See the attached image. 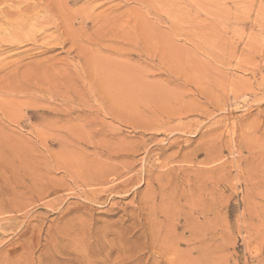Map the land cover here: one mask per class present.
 <instances>
[{
  "label": "rangeland",
  "instance_id": "obj_1",
  "mask_svg": "<svg viewBox=\"0 0 264 264\" xmlns=\"http://www.w3.org/2000/svg\"><path fill=\"white\" fill-rule=\"evenodd\" d=\"M18 1L0 4L1 32ZM67 3L68 24L48 18L33 41L0 42V264H264V169L250 187L202 192L204 215L160 201L212 182L198 170L226 162L228 179L232 162L264 164V0ZM109 55L136 83L102 100L86 72ZM203 149L215 162L200 164ZM96 168L105 183L88 186L80 176ZM176 206L198 240L178 246L190 236L179 227L165 248Z\"/></svg>",
  "mask_w": 264,
  "mask_h": 264
},
{
  "label": "bare ground",
  "instance_id": "obj_2",
  "mask_svg": "<svg viewBox=\"0 0 264 264\" xmlns=\"http://www.w3.org/2000/svg\"><path fill=\"white\" fill-rule=\"evenodd\" d=\"M7 1V0H6ZM30 0H19L17 3H16V6L14 7L17 12L15 13H9L10 15V19L8 17V19H6L7 22H5L7 28L5 31H0V42L4 41V42H11V43H15V42H23L24 40H32L34 38H36V35L38 33H44L45 32V29H46V24L45 21L49 19L48 22H50L51 20L53 21H57V19H61L65 24L67 23L68 24V18L69 15H65L67 14V8H68V3L67 1L65 0H33L32 3H29ZM46 1V2H45ZM2 2V3H1ZM42 2V4H41ZM5 3V0H0V4H4ZM7 3V2H6ZM11 3V2H10ZM51 3V4H50ZM3 6V5H2ZM7 6V5H6ZM10 6V5H9ZM12 6V5H11ZM10 6V7H11ZM70 6V5H69ZM12 8V7H11ZM13 8V9H14ZM12 9V10H13ZM1 11H3L1 8H0ZM6 10V9H5ZM10 10V9H9ZM15 10V11H16ZM0 11V12H1ZM2 14V13H1ZM7 15V14H6ZM3 16V15H2ZM45 20V21H44ZM5 21V20H4ZM1 22V21H0ZM2 24V23H1ZM51 25V24H50ZM3 29V28H2ZM1 30V29H0ZM64 31V30H63ZM72 31V29H71ZM58 32V31H57ZM59 33V32H58ZM68 33V32H67ZM64 34V33H63ZM70 34V33H69ZM40 35V34H39ZM43 35V34H42ZM58 35V34H57ZM61 36H64V35H61ZM65 37V36H64ZM59 38V37H58ZM45 39V38H44ZM49 40V38H48ZM55 40V39H54ZM33 41V40H32ZM46 42V40H45ZM49 42H52V41H49ZM54 42V41H53ZM10 43V44H11ZM26 43V42H25ZM3 45V44H1ZM15 45V44H14ZM131 52V50H130ZM80 56H85L86 59H84L85 61V65L88 66L90 64V60L89 59V56L88 55H85L84 52L83 53H79ZM112 55H109V58L110 59H107V61H109L110 65L113 64L112 66H110L109 68H106V69H99L98 67H89L90 69V72L87 70L86 72V75L88 76V80L92 83V85H95L99 91L101 92V98L102 100L106 97H108V92H115L117 89V91H120L123 90L124 88L127 89V88H132L135 83H136V75H135V72L130 69V68H125L122 67L121 65H114L115 61L113 58ZM117 57H121V56H117ZM84 58V57H83ZM91 58V57H90ZM114 60V62H112V60ZM119 59V58H117ZM94 60H92L93 62ZM96 63H97V60H96ZM94 64V63H93ZM118 64V63H117ZM99 65V64H97ZM91 66V65H90ZM1 68V67H0ZM94 68V70H93ZM5 70V69H4ZM137 88V86H136ZM133 90V89H132ZM100 92L98 94H100ZM119 92V93H120ZM78 93V92H76ZM75 93V94H76ZM117 94V92H116ZM137 95V94H136ZM104 96V97H103ZM143 97V96H142ZM107 99V98H106ZM88 137V136H86ZM96 142V141H95ZM237 146V147H236ZM236 146H234L235 148H237L236 150V153L238 154V158H241L242 157V154L243 152L246 150L248 151V148L246 146V144L244 142H238L236 143ZM121 148V147H120ZM235 150V149H234ZM203 151L205 152V159L203 162H200V164H203L204 166H207L209 164H212L213 162H215L212 158H210V154L212 153V150H209V149H203ZM198 153H199V149L198 150H195L194 152H192V156L190 154L192 159H190V157L188 159H182V163H187L189 165H193L194 163V160H196V158L198 157ZM231 153V151H230ZM187 156V155H186ZM237 158V159H238ZM119 159V158H118ZM239 160V159H238ZM246 162H251V156H247L246 157ZM217 161V159H216ZM240 162V161H239ZM239 162H232L234 163L233 166H230L234 169V172H235V177H231V178H223L222 175H230V171H226V167H227V164L228 163H222L220 165L219 168H216V167H211V168H205V169H201V170H198V174L197 176L198 177H202V178H210L212 177V182L210 181L209 183H206L204 184L203 186H201L200 184L197 186L195 184V186L193 185L192 187H190L189 189V192L186 193L188 194H185L184 191H181L180 193L176 194V191L173 192V196H166L168 198L166 199H163L161 197V200L162 201V207H161V212H166L169 210V206H170V203L169 201L173 200L174 198H177V201L180 202L181 200L184 202H186L190 208V210L192 209L193 211L201 214V215H204V213L206 211L209 210V206H204V203H201L203 202L204 200H200V196H202V192L204 194V196H213L214 195V190L217 188V186L220 184H229L231 181H235V186H238L239 188L241 187H250L252 184L255 183L256 180H259L262 176L261 174V171L262 169H264V164H255L252 166V163H251V166L250 165L247 167H250V170L249 171H246V166L245 167H241L240 163ZM260 162V161H259ZM84 163V162H83ZM84 167V166H83ZM190 167V166H189ZM120 168V167H119ZM184 168V167H183ZM187 168V167H186ZM260 168V169H259ZM107 169V168H106ZM118 169V168H116ZM191 169V168H190ZM219 169V170H218ZM101 170V171H100ZM97 169L96 170H86L85 173H83L80 177L83 178V182L85 184H87L88 186H91L90 184L92 183H95L94 185H104L102 183H105L103 181H105V178H104V171L102 172V169ZM105 170V169H104ZM108 170V169H107ZM106 170V171H107ZM183 170V169H182ZM110 171V170H109ZM173 171V170H172ZM185 171V170H183ZM187 171V169H186ZM219 172V174L216 176V177H213L212 175H214L215 172ZM226 171V172H225ZM112 172V171H111ZM115 172V170L113 171ZM106 173V172H105ZM110 173V172H109ZM117 174V171L115 172ZM185 173V172H183ZM188 173V172H186ZM192 173V172H191ZM166 174V173H165ZM211 175V176H209ZM107 176V175H106ZM113 176V175H112ZM115 176V175H114ZM192 176V175H191ZM196 176V177H197ZM104 178V179H103ZM195 178V177H194ZM190 179V178H188ZM197 180V179H196ZM190 183V182H189ZM193 184V183H192ZM223 184V185H224ZM191 185V183H190ZM234 186V185H233ZM175 187V186H174ZM174 187H172L171 189H173ZM177 189V187H176ZM188 189V188H187ZM186 189V190H187ZM154 190V189H153ZM175 190V189H174ZM179 190V189H177ZM177 196V197H176ZM154 197V196H153ZM153 197H150L151 199ZM159 197V196H158ZM206 197V198H207ZM149 198V200H150ZM155 198H157L155 196ZM204 198V197H202ZM211 198V197H210ZM209 198V199H210ZM214 198V196H213ZM213 198H211L213 200ZM146 199V198H145ZM158 199V198H157ZM164 200H165V204H164ZM200 200V201H199ZM176 201V202H177ZM154 202V201H153ZM176 202H175V205H176ZM205 202V201H204ZM212 202V201H211ZM206 203V202H205ZM209 203V202H208ZM158 206V203H156ZM160 204V203H159ZM185 204V203H184ZM203 204V205H202ZM172 205V204H171ZM248 205V204H247ZM155 206V207H156ZM174 206V205H172ZM180 206V205H179ZM177 207V206H176ZM175 207V208H176ZM184 207V206H183ZM182 207V208H183ZM152 208V207H151ZM159 208H160V205H159ZM171 208V207H170ZM185 208V207H184ZM149 209V208H148ZM147 209V210H148ZM156 209V208H155ZM158 209V208H157ZM174 209V208H173ZM188 209V208H186ZM151 210V209H150ZM149 210V211H150ZM177 212L180 213L178 214L177 216H181V218H183V222L181 224L177 223V224H174V226L171 228L170 232H167L164 230L162 231H165L166 234L164 235V237H161L159 240L160 244L163 245L165 248H171L172 247V239H173V236L175 235L176 236V233L173 234L172 236V230H177V228L181 227V228H184V231L187 230L189 231L190 233V236L187 238V239H180V241L178 242V246L179 245H186V246H191V245H194L192 243H194L195 241H197V235L196 233H194V230L192 229V225H190L189 223V214L187 212V210L184 209V211L186 212H182L180 211L181 208H179V211H178V207H177ZM175 210V211H176ZM148 211V212H149ZM155 211V210H154ZM170 211V210H169ZM172 211V210H171ZM156 212V211H155ZM154 212V213H155ZM160 212V211H159ZM209 212V211H208ZM152 212H150L149 214H151ZM152 214V215H155V214ZM175 213V212H174ZM172 212V214H174ZM157 216H159V213H156ZM167 214V213H165ZM169 214V213H168ZM195 214V213H194ZM206 214V213H205ZM192 215V214H191ZM156 216V217H157ZM163 216V215H161ZM174 216V215H173ZM206 216V219H207V215ZM154 218V216H152ZM160 217V216H159ZM168 217V216H167ZM190 217H193V216H190ZM151 218V219H153ZM163 218V217H162ZM165 218V217H164ZM176 218V217H175ZM205 218V217H203ZM202 218V219H203ZM167 219V218H166ZM180 219V217H179ZM201 219V220H202ZM159 220V219H158ZM161 220V219H160ZM210 220V219H209ZM263 220V219H262ZM166 222V220H164ZM172 222V220H170ZM193 221V220H192ZM205 221V220H204ZM163 222V220H162ZM170 222V223H171ZM175 222V221H174ZM200 222V221H198ZM206 222V221H205ZM168 223H169V220H168ZM168 223H167V226H168ZM176 223V222H175ZM194 223V222H193ZM192 223V224H193ZM197 223V222H196ZM195 223V224H196ZM204 223V222H203ZM165 224V223H163ZM173 224V223H172ZM198 224V223H197ZM153 225V224H152ZM189 225V226H187ZM199 225V224H198ZM186 226V227H185ZM191 226V227H190ZM205 226V225H204ZM198 227V226H197ZM194 228V226H193ZM202 228V227H201ZM168 229V228H167ZM159 230V229H158ZM198 230V229H197ZM196 230V232H197ZM212 230V229H211ZM155 231V230H154ZM191 231V232H190ZM159 232V231H158ZM161 232V231H160ZM175 232V231H173ZM183 232V230H182ZM205 232V231H204ZM162 233V232H161ZM209 233V232H208ZM212 233V232H211ZM199 234L201 235V233L199 232ZM179 235V233H178ZM205 236V235H204ZM203 236V237H204ZM254 236V235H253ZM185 237V236H184ZM200 238V237H199ZM177 239V238H176ZM197 239V240H196ZM205 239V238H204ZM179 240V238H178ZM214 240V239H213ZM204 243V241H202ZM209 242V241H208ZM173 243H176L173 241ZM197 244V243H196ZM206 244V243H205ZM204 244V245H205ZM210 244V243H209ZM156 245V244H155ZM177 245V243H176ZM177 246V247H178ZM209 246V245H208ZM158 247V245H157ZM176 247V249H177ZM180 248V247H178ZM207 248V246H206ZM161 249V248H160ZM163 249V248H162ZM175 249V250H176ZM189 249V248H188ZM191 252H194V251H197V248H192L190 249ZM189 250V251H190ZM188 251V250H187ZM182 252V251H181ZM180 252V253H181ZM200 252V251H199ZM198 252V253H199ZM174 253V252H173ZM184 253V251H183ZM164 254V252H163ZM168 254V253H167ZM192 254V253H191ZM190 254V255H191ZM180 255V254H179ZM162 256V255H161ZM207 256V255H206ZM165 257V256H164ZM186 257L188 258V255H186ZM192 257V255H191ZM195 257V256H194ZM212 257V256H211ZM186 259V258H185ZM211 259V258H210ZM177 260V259H176ZM202 260V259H201ZM212 260H214L212 258ZM200 261V259H199ZM206 261V260H205ZM201 262V261H200ZM196 263V262H195ZM203 263V262H202ZM187 264V263H186ZM199 264V263H198Z\"/></svg>",
  "mask_w": 264,
  "mask_h": 264
}]
</instances>
